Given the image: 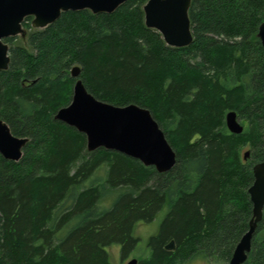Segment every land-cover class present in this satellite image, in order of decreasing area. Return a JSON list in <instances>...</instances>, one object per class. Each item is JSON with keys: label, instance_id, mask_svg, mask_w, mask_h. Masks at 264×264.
<instances>
[{"label": "trees", "instance_id": "16d2710c", "mask_svg": "<svg viewBox=\"0 0 264 264\" xmlns=\"http://www.w3.org/2000/svg\"><path fill=\"white\" fill-rule=\"evenodd\" d=\"M146 1L62 12L26 45L4 39L0 119L28 140L18 161L0 154V264H113L108 248L125 257L135 225L160 212L138 264L228 263L248 229L252 168L264 160V0H191L185 47L145 26ZM75 65L95 98L150 110L176 153L169 171L88 151L83 133L54 118L71 100ZM230 110L239 134L226 127ZM244 264H264V207Z\"/></svg>", "mask_w": 264, "mask_h": 264}, {"label": "water", "instance_id": "95a60500", "mask_svg": "<svg viewBox=\"0 0 264 264\" xmlns=\"http://www.w3.org/2000/svg\"><path fill=\"white\" fill-rule=\"evenodd\" d=\"M127 0H0V70L9 66V45L5 38L26 35L22 23L28 16L31 25L42 29L56 21L62 12L88 9L92 13H112ZM191 0H147L142 6L144 23L157 30L165 44L185 47L192 43L188 10ZM257 37L264 49V21L258 27ZM80 67L70 69L75 78L72 97L68 105L57 110L54 118L74 127L86 137V148L114 150L138 159L145 166H153L157 172L169 171L176 163V153L158 122L146 107L131 103L114 105L95 98L87 91L79 78ZM226 127L231 133L239 134L243 124L234 110L225 115ZM28 138L12 134L6 122L0 119V154L7 160L18 161ZM249 151L244 152V159ZM254 180L248 188L252 202V217L248 229L236 244L228 264H244L251 250V240L264 207V160L253 168ZM174 242L166 245L172 250ZM126 264H138L131 258Z\"/></svg>", "mask_w": 264, "mask_h": 264}, {"label": "rangeland", "instance_id": "374dc122", "mask_svg": "<svg viewBox=\"0 0 264 264\" xmlns=\"http://www.w3.org/2000/svg\"><path fill=\"white\" fill-rule=\"evenodd\" d=\"M31 20H32L31 16L29 20H26V19L24 20V22L22 23V26L26 30V35L25 36H21V35L14 36L13 43L24 44V45L27 44L28 33L31 32L32 30L38 29V28L32 27ZM26 23L28 26L26 25ZM162 217H163V212H160L157 215V217H155L152 221L150 222L140 221L135 225L134 234L138 238V242H137V245H135V247H133V249H131L125 257L121 256L119 245H112L111 247H109L108 248L109 256L113 264H126V262L130 260L131 258L140 259L146 256L148 254V248H147L148 238L157 232L159 228V223ZM187 264H228V263L214 262V261L209 263L206 259L196 258L192 261H189Z\"/></svg>", "mask_w": 264, "mask_h": 264}]
</instances>
